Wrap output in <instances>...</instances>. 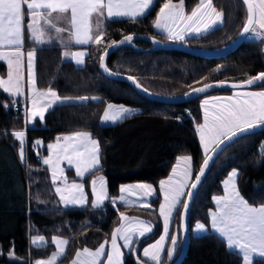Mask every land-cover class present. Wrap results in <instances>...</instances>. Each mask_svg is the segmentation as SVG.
Instances as JSON below:
<instances>
[{
    "label": "trees",
    "instance_id": "1",
    "mask_svg": "<svg viewBox=\"0 0 264 264\" xmlns=\"http://www.w3.org/2000/svg\"><path fill=\"white\" fill-rule=\"evenodd\" d=\"M166 0L155 4L143 17L105 20L101 43L86 47L82 67L64 60L62 48L46 46L36 52V87L40 91L51 88L60 98L80 99L84 103L58 105L48 111L42 123L27 130L26 162L17 156L18 146L11 133L24 130V115L12 111L11 99L0 89V264H29L36 258L29 247V236H58L69 241L63 264L81 248H95L111 235L121 222L120 214L149 219L155 223L153 232L139 242L136 257L143 246L160 234L161 224L156 214L159 199L151 202V210L132 207H112L107 200L101 208L63 209L50 183L48 170L42 161L47 146L57 137L76 132H88L100 145V166L94 175L84 180L88 184L96 175H103L109 197L119 194L121 185L147 183L155 187L165 179L179 156H189L193 176L203 155L196 136L202 122L200 102L203 97L230 94L214 91L182 105L156 103L118 81L106 78L99 70L103 51L126 35H143L167 42L156 33L153 23ZM179 0H173L176 2ZM199 0H184L187 12ZM213 6L223 16L222 27L200 37L187 39L184 44L193 49L216 50L230 44L244 26L246 11L241 0H213ZM142 50L150 49L145 42H137ZM27 43L26 47H32ZM107 68L114 73L132 77L146 91L159 96H180L193 88L214 82H242L264 72V42L248 39L231 55L221 59H200L176 51L138 53L121 48L112 53ZM5 67L0 63V75ZM252 90H264L260 84ZM95 98V99H93ZM107 104L137 109L113 126L99 124ZM6 105V106H5ZM42 141V144H36ZM264 130L240 137L228 145L215 160L202 181L189 214L190 230L195 222L208 225L212 197L221 194V183L232 169H237V185L241 196L253 206L264 205ZM37 147V151L32 150ZM89 192V190H88ZM180 215L173 219V230L179 233ZM14 252L15 257H10ZM132 254L123 264H137ZM140 257V256H139ZM166 260L162 264H170ZM239 254H233L214 233L192 236L181 264H241ZM57 264H61L59 261ZM147 264H151L148 263ZM253 264H257L254 260Z\"/></svg>",
    "mask_w": 264,
    "mask_h": 264
},
{
    "label": "snow or ice",
    "instance_id": "2",
    "mask_svg": "<svg viewBox=\"0 0 264 264\" xmlns=\"http://www.w3.org/2000/svg\"><path fill=\"white\" fill-rule=\"evenodd\" d=\"M153 3L154 0H0V61H6L10 69L13 64L16 66L15 75L9 71L7 79L0 78V89L13 98L12 104L15 106V98L23 95L20 70L26 58L34 93L30 101L31 115L28 116L26 109V119L34 121L39 118L43 121L44 112L52 107L56 101L60 103L86 102L87 97H81L79 101L62 100L58 93L51 88L47 92L36 90L35 77L32 75L36 52L51 45L54 40H59L65 48H69L73 43L76 45L100 44L102 38L100 22L102 19L130 17L135 20L137 17L145 16ZM242 3L246 6L247 16L241 34H249L264 41V0H242ZM25 10H27V23H25ZM94 14L95 19L93 18ZM202 15L208 16L209 20L201 26ZM219 16L220 14L216 12L213 6V0H199V6L193 9L190 14H186L184 11V0H179L178 4L174 3L173 0H166L160 8L155 27L166 31L169 38L173 36V28H180L181 25L189 27L197 36H202L222 27V21L217 23ZM64 21H67V26H61ZM94 24L96 27L95 34H93ZM26 31L33 45L27 50L24 49ZM66 31L70 36L67 41L59 35ZM53 32L57 35L53 36ZM176 38L183 40L184 36L176 34ZM131 40L132 37L127 36L120 43ZM86 54V51H65L63 56L74 60L77 65H81ZM105 71H107L106 67ZM129 79L132 78L129 77ZM254 82L264 85V73H259L239 84L233 83L231 87L252 85ZM217 83L222 84V82ZM211 87H213L212 84L204 85L194 89V92H204ZM244 96V99L227 103L218 112L212 114V122L208 127L211 135L207 140H205L203 129H198L201 132L205 157L195 176L191 171V157L181 156L178 158L177 166L173 168L172 175L168 180L160 181L165 201L159 209V214L163 217L164 234L158 241L142 249V256L146 259L136 257L137 264H147L149 260L154 264H162V259L172 257L176 250L178 235V233L177 235H169L170 218L173 210H177V214L183 219L189 209L190 201L199 190L198 186L202 183V177L205 176V170L208 168L213 155L222 153L234 140H238L249 132H254L259 126H264V91L248 92ZM257 97L259 103L255 100ZM46 99L47 103H45ZM214 99L219 98L215 97ZM228 100L231 101V97ZM204 103L207 105L208 101L205 100ZM107 108L108 110L103 114V120L107 122L122 120L131 111L123 106L117 108L112 104H108ZM205 126H208L207 113L205 114ZM11 134L20 142L19 156L24 162L25 132L18 131ZM63 141L64 143H61V138L57 137L56 143L47 146L50 151L55 150V159L45 158L42 163L51 167L52 183L64 207H84L88 203L84 185L69 184L67 178L64 177V171L60 168V164L63 160H67L69 166L75 164L76 175L81 178L84 177L85 173L94 175L99 170L100 165L99 141L92 139L88 132L66 135L63 137ZM35 143L42 144V141ZM222 145L225 147L222 148ZM181 164L183 168L178 173L177 168ZM57 172L62 178L60 184L57 183ZM237 175V171L233 170L229 178L224 181L226 195L214 198L218 211L210 213L211 229L223 239L230 252L242 257L244 264H253L254 260L257 264H264V205L253 206L240 195L234 179ZM61 184L63 187L60 186ZM97 184H99V188H97ZM229 185H231L230 188ZM91 188L94 197L93 208H101L105 200L113 205L116 204V199L109 197L103 177L93 179ZM186 189L187 191H185ZM135 190L144 194H151L154 191L151 185L138 184L121 187L120 192L130 194ZM119 200L126 203L123 195L119 197ZM141 204L147 206L143 204V200H141ZM120 219L121 221H128V223H122L112 233L111 253L105 254V245L109 243L106 240L95 251L89 248L78 250L72 264H101L102 260L106 264H123L121 259L123 253L120 250L121 246L118 244V240L123 242V248L131 252L135 249V238L145 236L146 233L152 231V228L150 222L135 217H127L123 213L120 214ZM195 230L200 233L206 232L208 229L205 224L198 223ZM53 243L58 248L57 252L52 253L47 259L36 260L29 262V264H57L58 260L63 264L62 257L65 255V248L69 241L53 237ZM33 244L37 247H44L47 242L44 237L40 236L33 240ZM166 244L169 247L165 251ZM10 257L19 259L15 257L14 252L10 253Z\"/></svg>",
    "mask_w": 264,
    "mask_h": 264
},
{
    "label": "crops",
    "instance_id": "3",
    "mask_svg": "<svg viewBox=\"0 0 264 264\" xmlns=\"http://www.w3.org/2000/svg\"><path fill=\"white\" fill-rule=\"evenodd\" d=\"M26 12V15H25V23L28 22V17H27V10H25ZM55 15V14H54ZM95 19V14H94V17ZM128 19V18H127ZM105 20H111L109 18L107 19H102L101 22H100V34H101V30H102V25H103V22ZM112 20H116V19H112ZM41 23H43V21H41ZM61 26H67V21H64L63 24ZM156 32V31H155ZM96 33V29H94V25H93V34ZM157 33V32H156ZM159 34V33H158ZM57 35L56 33L53 32V36ZM61 36H63L64 40L67 41L70 36H69V33L66 31L64 33H61L59 34ZM162 35V34H160ZM163 36V35H162ZM165 37V36H163ZM25 43H24V49L27 50L29 49L28 47H26L27 43H31V41L29 40V37H28V33L27 31L25 32ZM166 39V38H165ZM189 39V38H185L184 41H181V42H170V43H183ZM257 39V38H256ZM167 41V40H166ZM257 41H261L259 39H257ZM264 42V41H263ZM51 45H56V46H59L62 48V54L65 52V51H86V47L90 46V45H93V44H88V45H76V44H72L69 48H65L63 46V44L59 41V40H54L53 43ZM50 46V45H48ZM87 53V51H86ZM87 55V54H86ZM63 59L64 60H68V61H71L74 65H75V62L74 60H71V59H68V58H65L63 56ZM0 63L5 67V74L0 76V78H4V79H7V75H8V72L9 71H12L13 74L15 75V64L12 65V68L10 69L7 62L6 61H0ZM76 66V65H75ZM78 67V66H76ZM20 73H21V85H22V93L23 95L22 96H17L15 99H16V103H18L21 107L23 105V101L25 102L26 104V109H27V113H28V116L30 117L31 115V97L33 96V89H32V86H31V82H30V77H29V70L27 68V61H26V58L25 60L23 61V64H22V67H21V70H20ZM32 75L35 77V82H36V67H35V59H34V65H33V69H32ZM35 88L36 90L37 87H36V84H35ZM1 91L8 97L11 99V102H12V97L9 96L8 93H5L2 89ZM40 91V90H38ZM259 91H264V90H244V91H235V92H231L230 94H225V95H212V96H208L206 98H204L202 101H201V104H200V107H201V113H202V123L201 125L196 129V136H197V139H198V142H199V145H200V149H201V152H202V155L205 157V152H204V145L203 143L201 142V132L198 131V129H203V132L205 134V140L208 139L209 135H211L208 131V127H210L211 125V122H212V114L215 113V112H218L220 110V108L227 104V103H230V102H235L237 100H242L245 98L244 94L245 93H248V92H259ZM44 92H47L44 91ZM215 97H218L219 99H214ZM231 97V101L228 100V98ZM62 100L66 99V98H61ZM69 101H79V99H67ZM205 100L208 101L207 105H205ZM256 102L259 103V98H255ZM45 103H47V99L45 100ZM79 103V102H77ZM64 104H70V103H60L59 101H56L53 103L52 107L48 108L45 112H44V116L46 115V113L48 111H50L52 108L58 106V105H64ZM207 113V116H208V126H205V114ZM133 115V114H131ZM130 116V115H129ZM128 117V116H127ZM37 122H40L42 123V121L39 119V118H36L34 121H32L31 119H26V112L24 113V131L25 132V143L23 145V148H24V153H25V161L22 162L21 159H20V156H19V153L17 151V156H18V159L21 163H25L26 162V156H27V153H26V140H27V136H26V132L28 129L30 128H33ZM108 124H103V126H107ZM203 125V126H202ZM66 135H69V134H66ZM66 135H61L59 136L61 138V143H64L63 141V137L66 136ZM13 136V135H12ZM14 138V141L16 142L17 146L19 147L20 145V142L18 140L15 139V137L13 136ZM92 138V137H91ZM93 139V138H92ZM53 143H56V140L53 142ZM52 143V144H53ZM184 157H189V156H184ZM45 158H52V159H55V150L54 151H50L48 148H47V154L45 156ZM44 158V159H45ZM177 163H178V159L176 160V162L174 163V165L172 166V169L170 171V173L168 174V176L163 179L164 181H167L168 178L172 175V171H173V168L177 166ZM47 170H48V175H49V179H50V183L52 185V189L54 191V194L56 195V198L58 199V203L60 205L61 208L63 209H82V208H86V207H90L92 209H98V208H93L92 207V202H93V199L92 198L93 196H90V194H88V190H92L91 188V181L93 179H98L99 177H103L104 181H105V187L107 189V182H106V178L103 176V175H96L94 178H92L88 184L84 183V180L88 177V175H90L91 173H85L84 177L81 178L79 176L76 175V169H75V164H73L72 166H69L68 165V162L67 160H63L60 164V168L63 169L64 171V177L67 178V181L69 184L71 183H79V184H83L84 185V191L87 193V199H88V203L84 206V207H80V206H68V207H64L63 203L60 201V198H59V195L56 193L55 191V186L53 185L52 183V179H51V167L49 165H45L43 164ZM100 166V165H99ZM183 168V165L181 164V166L179 168H177V172H181ZM192 159H191V171H192V174H193V169H192ZM57 177H58V180H57V183L60 184V180L62 179L60 177V173L57 172ZM176 179V178H174ZM138 184H143V185H150V184H147V183H130V184H124V185H121L120 188H119V194L117 197L113 198V199H116V204L113 205L111 204L112 207H117V206H126V207H136V208H144V209H149L150 206H151V202L152 200L156 199L157 197L159 198L160 202L158 204V208L156 210V214L160 220V224H161V230H160V234L159 236L151 243L149 244H146L145 246H143L141 248V259H146L142 256V249L149 246L150 244H153L155 243L156 241H158L160 239V237L164 234V223H163V217L160 216L159 214V209H160V206L162 204L165 203L164 201V193L162 192L161 190V187H160V182L159 184L157 185V187L152 186V188L154 189V191L151 193V194H144L142 192H140L139 190H135V191H132L130 194L129 193H121L120 192V189L121 187H124V186H129V185H138ZM61 187H63V185L61 184L60 185ZM168 186L166 185V188ZM97 188H99V184H97ZM187 191V189L185 190ZM224 192V190H222V193ZM89 195V196H88ZM125 196V200H126V203L125 202H121L119 200V197L120 196ZM218 196V195H217ZM220 196V194H219ZM223 196V195H222ZM141 200H143V204L144 205H147V206H142L141 204ZM106 202V200L104 201ZM103 202V203H104ZM216 209L214 208L213 206V209H212V212H215ZM177 210H173L172 212V216L170 218V225H169V235H177V231L173 230V227H172V223H173V219H174V216L176 214ZM209 218H210V214H209ZM139 220H142V221H146V222H150L151 223V228H152V231L151 232H148L145 234V236L143 237H137L135 238L136 239V244H135V247L136 245L143 239L147 238L148 236H150L153 232V228H154V224L152 223V221L150 219H141V218H138ZM122 223H128V221H122L119 223L118 227L122 224ZM214 233L215 235L218 236V234L216 232H212ZM219 237V236H218ZM222 241L223 239L221 237H219ZM224 242V241H223ZM225 243V242H224ZM118 244L121 246L120 250L121 252L123 253L122 255V258L129 255V254H132L133 251H129L128 249H125L123 248V242L122 241H119L118 240ZM226 244V243H225ZM179 245H180V237H179V234L177 235V246H176V250L175 252L173 253L172 257L170 259H162L163 260H166L167 262H171V261H174L176 259V256H177V252H178V249H179ZM110 246V244H109ZM109 246H108V254H109ZM169 247V245H165V251L167 250V248ZM164 254L162 253V256ZM148 263H151V264H154V262L152 261H147Z\"/></svg>",
    "mask_w": 264,
    "mask_h": 264
},
{
    "label": "water",
    "instance_id": "4",
    "mask_svg": "<svg viewBox=\"0 0 264 264\" xmlns=\"http://www.w3.org/2000/svg\"><path fill=\"white\" fill-rule=\"evenodd\" d=\"M242 2V0H241ZM245 11H246V6ZM246 16H247V11H246ZM131 36L132 40L125 41L124 43H120V41L124 40L125 37ZM249 34H240L234 39L230 44L227 46L216 49V50H204V49H193L187 46L186 44L183 43H168V42H162L156 38L153 37H147L143 35H126L119 40L115 41V43L110 44L102 53L99 59V70L100 72L108 79L113 80V81H118V82H123L127 85H129L133 91H135L137 94L141 95L142 97L146 98L147 100L156 102V103H161V104H166V105H182L185 103H188L192 100H195L197 98L203 97L211 92L214 91H244V90H251L261 83H253L252 85H243L241 87L233 88L231 85L233 83L239 84L240 82H222V84L214 82V83H209L212 84L213 87L210 89L196 93L194 92V89L196 88H201L202 86L193 88L192 90L188 91L187 93L180 95V96H175V97H166V96H159V95H154L148 91H146L144 88H142L132 77V79H129L130 76L118 74L111 72L107 66H106V61L108 57L114 53L115 51L121 49V48H130L133 49L134 51L138 53H151L154 51H176L183 53L185 55H189L191 57H196L200 59H221L225 58L229 55H231L235 50H237L248 38ZM137 42H145L148 45H150V49L147 50H142L139 47H137L136 43ZM105 53H107L105 55ZM105 67L107 68V71H105ZM264 73V72H262ZM208 85V84H205ZM264 130V126H259L254 132ZM254 132H249L248 134L254 133ZM247 134V135H248ZM246 136V135H244ZM242 137V136H241ZM235 141V140H234ZM222 148L225 146L222 145ZM221 154V153H220ZM213 155L212 160L209 161L208 168L205 170V176L208 173L209 169L215 162V160L219 157V155ZM204 161V160H203ZM203 161L201 165L203 164ZM200 165V166H201ZM200 168V167H199ZM199 170V169H198ZM198 172V171H197ZM204 177H202V181L204 180ZM200 186H198L199 189ZM196 191V190H194ZM195 198V196H194ZM194 198L190 201L189 209L183 219L180 216V235H181V245H180V250L179 253L176 257V259L170 263V264H181L186 257V254L188 252L189 248V241H190V223H189V214L190 210L192 207V203L194 201ZM182 211V209H181Z\"/></svg>",
    "mask_w": 264,
    "mask_h": 264
},
{
    "label": "rangeland",
    "instance_id": "5",
    "mask_svg": "<svg viewBox=\"0 0 264 264\" xmlns=\"http://www.w3.org/2000/svg\"><path fill=\"white\" fill-rule=\"evenodd\" d=\"M166 2V1H165ZM164 2V3H165ZM178 2L179 1H176V2H174V3H177L178 4ZM155 4V0H154V3H153V5ZM153 5L150 7V9L153 7ZM199 6V2H198V4L193 8V9H195V8H197ZM162 7V6H161ZM160 7V8H161ZM192 9V10H193ZM191 10V11H192ZM150 11V10H149ZM148 11V12H149ZM159 11H160V9H159ZM159 11H158V13H159ZM184 11H185V13L186 14H190L191 13V11H189V12H187V10H186V8H185V5H184ZM205 11H206V9H205ZM147 12V13H148ZM216 12L217 13H219L220 14V16H219V20H218V22L217 23H219L220 21H222L223 22V16H222V14L220 13V12H218L217 10H216ZM158 13H157V15H156V18H155V20H154V23H153V29L157 32V33H159V34H162L163 36H165V38H166V40H167V42L168 43H170V42H181V41H184V39L185 38H194V37H200V36H197L195 33H193L191 30H190V28L189 27H187V26H185V25H181V27L180 28H173V36H172V38H169V35H168V33L166 32V31H163V30H159V29H157L156 27H155V22H156V20H157V17H158ZM130 19V20H133L132 18H130V17H119V18H109V19ZM138 18H141V17H137V18H135V19H138ZM208 20H209V17L208 16H203L202 15V17H201V26L204 24V23H207L208 22ZM94 29H96V27H95V24H94ZM181 29H183V31H181ZM211 32V31H210ZM176 34H179V35H183L184 36V39L183 40H181V39H178V38H176ZM161 35V36H162ZM249 41H256L257 39H256V37L255 36H252V35H249L248 36V38H247ZM102 42V41H101ZM100 42V43H101ZM85 57H86V55L83 57V64H81V65H77L76 63H75V65L76 66H78V67H82V66H84V63H85ZM0 76H2V75H0ZM206 97H208V96H206ZM206 97H203L202 98V100L204 99V98H206ZM201 100V101H202ZM25 101V100H24ZM23 101V105H22V107L18 104V103H16L20 108H21V112L23 113V115H24V113L26 112V104H25V102ZM12 103V102H11ZM200 104H201V102H200ZM112 105H115L117 108H119V107H121L122 105H117V104H112ZM107 106H108V104L105 106V108H104V110H103V112H102V115H101V117H100V120H99V124L100 125H102L103 126V124H108L107 126H113V125H115L116 123H118V122H120L121 120H119V121H116V122H107V121H104L103 120V114L105 113V111H107L108 110V108H107ZM124 108H127V109H130L131 111H130V113L127 115V116H129V115H131V114H135V113H137L138 112V110L137 109H134V108H130V107H126V106H123ZM200 110H201V107H200ZM201 115H202V113H201ZM126 116V117H127ZM45 117V116H44ZM202 123V122H201ZM37 124V123H36ZM201 125V124H200ZM200 125H198L197 127H196V129L200 126ZM203 126V125H202ZM53 143V142H52ZM52 143H50V144H52ZM33 147V146H32ZM36 147V146H35ZM262 147H264V143H263V145H262ZM18 153H19V151H20V145H19V147H18ZM26 153H27V145H26ZM179 157H181V156H179ZM178 157V158H179ZM177 158V159H178ZM176 159V160H177ZM176 160H175V162H176ZM203 160H204V156H203ZM174 162V163H175ZM174 165V164H173ZM172 165V166H173ZM192 167H193V164H192ZM171 169H172V167H171ZM171 169H170V171H171ZM193 169V168H192ZM233 170H235V171H237V169H232L228 174H227V176L225 177V179L222 181V183H221V186H222V190H224V192L222 193L221 192V194H220V196H225L226 195V192H225V186H224V181H226L228 178H229V176H230V174H231V172L233 171ZM170 171H169V173H170ZM237 173H238V171H237ZM237 178H238V175H237V177H235L234 179H235V184H236V187H237V189H238V185H237ZM151 185V184H150ZM231 187V185H229V188ZM239 191V190H238ZM240 193V192H239ZM88 194H90V196H93L92 195V190L90 189L89 190V193ZM241 195V194H240ZM89 196V195H88ZM219 196V195H218ZM218 196H213L212 197V209H213V206H214V208L216 209V211L215 212H217L218 211V206H217V204H216V202H215V197H218ZM92 198H94V197H92ZM156 199H159L158 197L156 198ZM107 201V200H106ZM159 202H160V200H159ZM123 207H126V206H123ZM132 208H136V207H132ZM158 208V207H157ZM138 209H141V210H151L152 211V206H150V208L149 209H144V208H138ZM212 209L209 211V213H208V218H209V214L210 213H212ZM177 213V212H176ZM176 215V214H175ZM149 217H151V216H149ZM149 217L148 218H146V219H149ZM175 217V216H174ZM122 222V221H121ZM153 223V222H152ZM198 223H200V222H195L193 225H192V227H191V230H190V233L192 234V236H196V237H199V236H204V235H206V234H208L209 232H215V231H213L212 229H211V216H210V218H209V220H208V225L206 226V228L208 229L206 232H200V233H198L196 230H195V226H196V224H198ZM153 224H155V223H153ZM172 227H173V223H172ZM154 229V228H153ZM176 230V229H175ZM174 230V231H175ZM177 231V230H176ZM114 232V231H113ZM178 233V232H177ZM179 233H180V225H179ZM112 236V235H111ZM38 237H40V235H30L29 236V247L31 248V249H35V255H36V258L35 259H33V260H31L30 262H34V261H36V260H41V259H47V258H49L50 256H51V254L52 253H54V252H57L58 251V248L56 247V245L53 243V237H56V238H58V239H63V238H60V237H58V236H52V237H47V238H45L44 236H42V237H44V240L47 242V244H46V246H44V247H37V246H35L34 244H33V240L34 239H37ZM179 237H180V245H181V235L179 234ZM65 240V239H64ZM111 241V240H110ZM101 244H103V243H101ZM101 244H99V245H97L95 248H91V250H93V251H95ZM109 244H110V242L108 243V244H106L105 245V254L107 255L108 254V246H109ZM180 245H179V249H178V252H177V255H178V253H179V250H180ZM138 246H139V243L136 245V247H135V249H134V251H133V253H132V255L133 256H135L136 257V252H137V249H138ZM109 253H111V244H110V246H109ZM83 248H81V249H79V250H82ZM66 250H67V246H66V248H65V254H66ZM77 252V251H76ZM75 252V253H76ZM75 253H74V255H73V257L71 258V260L68 262V264H72V261H73V259H74V257H75ZM114 255V254H113ZM65 256V255H64ZM63 256V257H64ZM139 256L141 257V250H140V252H139ZM62 257V258H63ZM177 257V256H176ZM242 258V257H241ZM121 259H122V261H124V257L122 258L121 257ZM60 260H58L57 261V263L59 262ZM101 264H106V262L105 261H101ZM241 264H244V262H243V260H242V263Z\"/></svg>",
    "mask_w": 264,
    "mask_h": 264
},
{
    "label": "built area",
    "instance_id": "6",
    "mask_svg": "<svg viewBox=\"0 0 264 264\" xmlns=\"http://www.w3.org/2000/svg\"><path fill=\"white\" fill-rule=\"evenodd\" d=\"M10 107H11L12 111H14V112L21 111V108L17 104H15V106H13V104L11 103ZM32 150L37 151V147L33 146Z\"/></svg>",
    "mask_w": 264,
    "mask_h": 264
}]
</instances>
